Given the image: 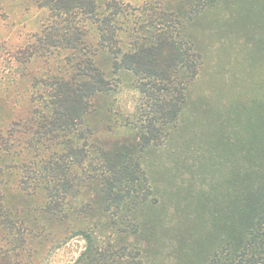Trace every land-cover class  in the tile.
<instances>
[{
  "label": "trees",
  "instance_id": "16d2710c",
  "mask_svg": "<svg viewBox=\"0 0 264 264\" xmlns=\"http://www.w3.org/2000/svg\"><path fill=\"white\" fill-rule=\"evenodd\" d=\"M33 1L47 11L41 29L18 44L0 36V264H42L76 237L87 244L76 264H140L137 213L158 202L143 159L188 106L203 63L182 35L211 0L188 22L148 4L136 14L124 0ZM6 11L0 0V22ZM122 70L141 103L127 116L109 108L103 128L101 100ZM247 125L243 143L222 134L198 174L176 183L184 233L170 245L176 259L164 255L176 264H264V112Z\"/></svg>",
  "mask_w": 264,
  "mask_h": 264
},
{
  "label": "rangeland",
  "instance_id": "374dc122",
  "mask_svg": "<svg viewBox=\"0 0 264 264\" xmlns=\"http://www.w3.org/2000/svg\"><path fill=\"white\" fill-rule=\"evenodd\" d=\"M1 2L7 7V21L0 22V36L11 39V43H21L38 32L47 18V11L39 9L33 0ZM197 2L202 0H124L128 9L137 10L136 14L148 4L150 9L178 11L185 22ZM195 11L193 22L188 23L182 37L195 44L202 55L201 71L189 89L188 106L174 136L159 147L151 150L149 147L143 159L158 202L154 209L149 206L137 213L144 224L140 264L177 263L164 256L172 254L171 243L178 242L184 233L180 230L184 228V218L177 222L173 216L184 197L176 183L183 182L193 171L198 174L222 134L232 135L235 130L238 132L235 140L239 138L243 143L254 130L247 121L264 112V0H211ZM99 58L110 70L109 54H101ZM116 78L119 79L116 91L101 100L102 127L112 121L109 108L127 116L129 111L136 112L141 103L136 77L122 70ZM124 134L125 131L121 133ZM259 136L263 146V136ZM224 159L219 157L220 161ZM228 160L232 162V157ZM11 202L25 205L15 196ZM120 245H125L124 239ZM86 247L82 237L73 238L50 252L42 264H76ZM172 257L176 259L173 254Z\"/></svg>",
  "mask_w": 264,
  "mask_h": 264
}]
</instances>
